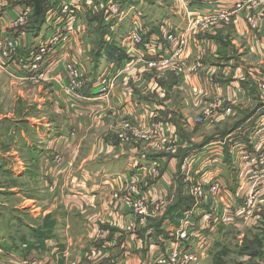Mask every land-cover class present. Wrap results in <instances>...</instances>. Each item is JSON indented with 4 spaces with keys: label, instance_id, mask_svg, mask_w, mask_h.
Listing matches in <instances>:
<instances>
[{
    "label": "crops",
    "instance_id": "1",
    "mask_svg": "<svg viewBox=\"0 0 264 264\" xmlns=\"http://www.w3.org/2000/svg\"><path fill=\"white\" fill-rule=\"evenodd\" d=\"M98 1L94 0V3ZM135 1L137 3L130 6L133 12L126 30L119 26L122 21H114L111 26L118 44L130 29L133 14L140 12L139 8L144 10L142 19L151 32H156L157 19L172 10L174 17L170 19V25L186 36L183 54L175 58L171 69L163 70V96L166 94L163 102L145 98L147 88L142 91L135 86H125L119 76L115 79L117 87L114 92L110 90L109 96L100 98L97 93L98 77L115 75L129 59L119 67L105 60L95 65L91 51L94 50L96 36L88 23L82 24L84 34L80 36L79 32L62 49L66 57L75 55L79 58L85 84L81 96L74 98L65 92L62 61L55 63L48 72L50 81H43L50 107L59 105L62 101L58 100L62 96L77 112L62 116L64 121L59 117V124L49 117L47 122L44 118H30V122H34L32 125L27 123L28 120L5 121L14 124V132L6 128L9 133L5 149L0 152V176L30 185L32 194L26 195L18 186L0 184V264H21V260L27 257L34 258L35 264H91L97 255L116 258L121 264H141L153 242L141 235L150 233V224L165 215L175 202L178 191L182 196L191 197L186 193L185 184L182 183L180 189L176 181L178 178L182 181L180 168L186 158L192 163L190 184L201 185L205 192L204 200L197 205L191 197L194 200L191 215L195 219L193 222L199 226L204 253L208 254L219 243L218 233L239 232L238 237L241 238L245 226L264 222V160L259 164L243 158L258 153L264 144V91H260V86H264V0L246 6L228 22H220L216 28L188 34L185 33V17L183 10L179 11L182 6L178 0L168 1V5L158 10H151V6L141 0ZM238 1L192 0L189 11L211 13L231 7ZM0 6L8 7L0 16V41L3 42L14 35L8 25L23 6L9 0L3 1ZM79 9L85 12L92 10L85 4ZM247 16H256L257 28L249 26ZM153 21L155 25H150ZM45 28L46 25L41 30L43 35ZM39 35L35 37L27 32L24 40L26 47L13 52V59L22 57L21 53H24L23 57L27 56L32 51L28 46L31 38L35 41L44 39L43 35ZM105 39L111 40L110 36ZM132 55L136 57L134 60L140 70V65L145 64L148 58L141 50ZM178 61H181L180 64ZM0 74L14 80L11 82L23 85L32 81L25 77L26 74L17 73L16 78H10L1 71ZM132 91L139 94H132ZM201 109L214 111L215 115L227 119L234 127L225 131L223 138L215 134L198 141L212 134L214 129L194 128L191 119ZM99 113L101 121L96 115ZM77 114L85 116L81 117L86 120L84 123L97 126L99 122L101 127L97 128L100 130L93 132L88 129ZM107 114L116 120L114 123L131 120L133 124H142L144 131L155 128L152 121H159L166 134L176 132L181 135L183 131L192 141L202 145L183 149L179 158L163 152V148L156 149L152 144L146 146L142 141L133 140L125 145L124 141L114 136V125L110 124L111 131L106 130L108 121H111ZM77 119L82 126L78 133L84 134L82 138L78 137L95 139L91 144L88 141L89 147L84 145L79 154L74 147L78 139L74 137L75 130L71 126V121ZM24 121L27 122L22 124ZM107 133L112 136L111 139L105 136ZM11 134L14 136L11 137ZM72 138L76 142H72ZM61 142L73 143V147L60 148L57 143ZM152 167L159 170V177L151 173ZM251 172H257L256 176H252ZM210 181L218 185L214 195L208 192ZM131 183L136 184L150 203L163 199L165 208L161 211L162 215L146 216L140 221L121 200L112 199V191L121 196ZM39 192L42 194L39 195ZM250 193L256 196L255 205L245 218L238 207ZM24 210L32 219L48 218L47 227L39 228L36 226L38 223H27L22 214ZM164 224L167 231L171 229L166 222ZM40 231L51 233L43 240V247L32 249L23 256L21 245L26 241L35 242V236ZM257 246L260 249L253 257L254 261L264 264V244L261 243L260 247L258 243ZM96 251L98 254H91Z\"/></svg>",
    "mask_w": 264,
    "mask_h": 264
},
{
    "label": "built area",
    "instance_id": "2",
    "mask_svg": "<svg viewBox=\"0 0 264 264\" xmlns=\"http://www.w3.org/2000/svg\"><path fill=\"white\" fill-rule=\"evenodd\" d=\"M91 7L95 11L104 12V23L108 24L112 21H122L125 16V10L121 8L120 0H103L98 1L97 5L94 0H47L49 10L46 13L44 39L40 40L37 47L29 51L27 56L13 59V52L20 51L25 40L24 27L27 24L31 10L28 7L20 8L19 13L9 22L8 28L12 30L11 37H7L4 41H0V71L8 75L10 78H16L17 73L25 75V77L33 82L49 81L48 72L54 68L55 63H63V81L64 88L72 97L79 98L84 88V80L79 66V58L77 56L66 57L62 49L76 36L80 30L77 27L76 12H79V2ZM192 0H179L182 6L183 16L185 17L186 28L185 33L188 34L194 30L206 31L208 27L213 26L216 22H228L233 15L241 12L246 6L252 5L258 0H239L231 7H224L218 11L211 13L192 12L189 11V4ZM80 2V3H81ZM132 7L128 9L131 11ZM124 11V12H123ZM130 29L124 34L120 42V46L128 55V62L124 69H128L131 63H135V51L141 50L148 59L145 64L163 65L171 64L175 58L181 56L186 46V36L178 33L172 28L168 22L157 24L151 32V28L145 26L142 14L136 11L133 14ZM247 23L252 29L257 28L256 16H247ZM196 30V31H197ZM23 46V47H22ZM167 48V52H166ZM12 54V55H11ZM139 59V58H138ZM119 71V70H118ZM116 72V74L118 73ZM101 75L97 79V93L100 98H106L112 88V82L117 75ZM18 77V76H17ZM210 111H206V116ZM251 163H263L264 160V144L261 145L260 151L256 154H248L243 157ZM56 160L60 158L56 156ZM184 164L181 168L180 177L185 185L188 195L195 199L196 205L203 201L205 192L199 184H190L189 173L190 168H186ZM151 173L155 177H159V170L152 167ZM257 172H251L252 176H256ZM208 192L214 195L218 191V185L214 181H210ZM115 199L130 209L134 216L144 220L146 216H160L161 211L165 208V203L158 200L156 203H150L145 195L139 190L136 184L131 183L126 187L121 196L114 195ZM256 196L253 193L243 198V203L238 207L240 214L247 218L255 205ZM191 211L187 212L177 225L170 224L165 221L171 229L167 231L168 239L159 238V244L151 243L147 258L141 264H200L203 254L198 252V242L201 233L197 223L193 222ZM197 235V240L195 239ZM92 255L98 252L91 253ZM34 258H24L21 264H35ZM91 264H121L116 258H103L97 255Z\"/></svg>",
    "mask_w": 264,
    "mask_h": 264
},
{
    "label": "rangeland",
    "instance_id": "3",
    "mask_svg": "<svg viewBox=\"0 0 264 264\" xmlns=\"http://www.w3.org/2000/svg\"><path fill=\"white\" fill-rule=\"evenodd\" d=\"M3 1L5 2V0H1L0 5L3 3ZM9 1H13L14 3V2H17L18 0H9ZM129 1H132V0H127L126 5H125L126 7L125 6L123 7L125 10V12L123 11L125 13V16L122 19V22L119 23V26H121L125 30L129 25V21L132 16V12H133V11L131 12L128 11V9H130V6H131L130 4H128ZM141 1L146 2L147 6L150 5L151 10L152 9L158 10L159 8L163 9V6H165V4L168 5V1L172 3V0H141ZM80 2L78 4L82 6V2L81 3ZM100 2H104V1L100 0ZM178 3H179V0H178ZM6 9H8V7L0 6V16L3 15V12ZM139 9L141 13L144 12V10H141V8ZM76 15H77L76 16L77 18L75 19V21L77 22V27L80 30V33H79L81 34L80 36L84 34L83 33L84 30L81 26L82 24L88 23L90 25V28H92L93 30L97 27L98 22H97V19H95V16H93L94 14L92 10H86V12L84 10H80L79 12H76ZM173 15H174L173 11L168 10V12L166 11L164 13V17L162 14L157 19V23L160 24L162 22H168L169 24H171L170 19H173L174 17ZM31 21H32V18H30L29 16L27 24L23 28L26 33L28 32L30 28H33ZM219 23L220 22H216L213 26L208 27L206 31L216 28V26ZM150 25H155V22L153 21L152 24ZM42 32L43 31L40 32L41 35H43ZM41 38H43V36ZM39 41L40 39L39 40L37 39L35 41L31 38L30 43H28L30 50H34V48L37 47ZM23 46H26V44H23ZM95 47L96 45L93 47L94 50H95ZM94 50L91 51L92 54L94 53ZM180 62L181 61H178L177 63L180 64ZM137 67L138 66L136 62L134 64L131 63L128 66L127 71L126 69H124V66L119 69L118 76L122 78L124 82L123 84H125V86H135V88H140L141 90L144 88H147L145 90V93H146L145 98H149L151 100H154L155 102H163V99L165 98V95H166L164 94L163 96V70L171 69L172 64H168L166 66H163L162 64L161 65L141 64L140 70H138ZM7 78L8 77H5L2 74H0V152H3V149H5L4 146L6 144V137L8 135L7 133H9L6 128L11 129V132H14V130L12 129L14 124L12 122L7 123L5 121L7 120H10V121L11 120H14V121L28 120L29 122L24 121L22 122V124L27 122L28 124L32 125L34 122L33 123L30 122L31 121L30 118H33L35 120L44 118L43 120H46L44 122H47V119L51 118V119H54V123L59 124L60 122L59 117L62 118L64 121L65 118L63 117H66L67 116L66 114H68L69 116L71 115L72 112H77L75 109H73L70 106V104H68V102H65L62 96H60V100H58L59 102L62 101L61 103H58L59 105L54 106V108L50 107V105L47 104L48 102L47 101L48 99H46L47 95L44 94V91L46 92L45 86H43L44 85L43 83L45 81L44 82L40 81L38 83L29 81L27 85H23V83H16V81L11 82L14 80H9V78L8 79ZM116 87H117V83H116V80H114V82H112L111 91L114 92ZM262 90L264 91V86H260V91L262 92ZM65 92L67 93L66 90ZM131 93L139 94L136 91H132ZM67 94L71 96L69 93ZM107 96H109V94ZM218 102H221V100H219ZM96 115L99 116V119L101 121L102 120V117H100L101 114L99 113ZM107 115L110 116V114H107ZM77 117H79L80 122H83V124L86 125L87 128L92 130L93 132H95L97 129L98 131L100 130L99 128H97L99 126L101 127V124L99 122L97 126H94L91 123L90 124L84 123L86 120H83L81 118V117H85L83 114L78 115ZM89 117L91 118L92 116L89 115ZM111 117L112 115L110 116L109 120H111L112 122L108 121L106 130L111 131L109 130V128L111 127V125L112 126L114 125V136L117 139H121L122 141H124L125 145L129 143L131 144V141L133 140L138 141V142L142 141V144H145L146 146H148L149 144H152L153 147L156 149L163 148L162 149L163 152L171 153L173 156L177 158L181 157L183 149L194 148L193 147L194 145H198L196 147H199L200 145H202L200 143L201 141L215 134H219L218 136L223 138L224 136L222 134L225 131H227L229 128L231 129L232 127H234L233 123H228L229 121L227 119L225 120L223 119V117L219 115H215L214 111L209 112L208 115L206 116V110L204 111L201 109L199 113L193 119H191V123L195 126L194 128H196L197 130L203 129V128H214V129L212 131L213 132L212 134L204 136L203 138L198 140L200 141L198 143V142L192 141L190 139V136L187 135L188 133H185L183 131L180 132L181 135L177 134L176 132L166 134L165 131H163V127H161V124L159 123V121H152L151 122L153 124L152 126H154L155 128H151L150 130L144 131L142 128L143 126L142 124H137V123L133 124L131 120H124V121L121 120L120 122L114 123V121L116 120L111 119ZM73 120L71 121V126L75 130L74 137L75 138L77 137L76 139L78 140L76 142L72 138L71 141L76 142L74 143V147L75 146L77 147L78 154H79L80 150H82V147H84V145L88 146V141H90V144H91V143H94L95 139L93 137L91 139H88L87 137L84 139H80L84 135V134L78 133L82 126L79 123L78 119L75 120V122H73ZM22 126H25V125H22ZM25 128H27V126ZM143 131L145 133H142ZM107 135L108 133L105 135L108 139L112 138V136L110 135L107 136ZM10 136L13 137L14 134H11ZM58 143L57 145L60 148L61 147L62 148L63 147H71V148L73 147L72 145L73 143L71 144L70 143L65 144L63 142H61V144H58ZM183 161L184 162L182 163L181 168L184 164L188 165L186 166V168H191L192 163L190 159L186 158ZM181 168H180V172H181ZM3 180H6V179L0 176V184L6 183L8 187L18 186V188L20 189L23 188L21 192L25 193L26 195L32 194L30 185L28 184L27 185L24 183L20 184L19 182L9 180V179H7L6 181H3ZM37 191H39V189L36 190L35 193H37ZM115 192L116 191L111 192L112 199L114 198V195H118ZM41 194L42 192H39V195ZM22 214L25 215V220L27 221V223L32 224V225H36V223H38L36 226L39 228H43V227L46 228L49 223V220H47L46 218H42V217H36V219H32V217L28 216L29 214L27 210H24ZM48 234H51V233H48ZM242 234L243 235L240 238L238 237L239 232L237 233L234 231H228L225 233H222V232L218 233L217 236H218L219 243L208 254L204 253V250L202 248V245L204 243L202 241H199L198 242L199 246H197V250L198 252L203 254V258L200 264H257L256 261H254L255 259L253 257L259 253L258 249L260 248L257 246V244L259 243L260 247H261V243L264 244V222L260 223L259 221H257L254 224L250 223L248 226L244 227ZM194 237L197 240L198 238L197 235H195ZM86 239L88 240V238ZM262 239H263V242H261Z\"/></svg>",
    "mask_w": 264,
    "mask_h": 264
},
{
    "label": "trees",
    "instance_id": "4",
    "mask_svg": "<svg viewBox=\"0 0 264 264\" xmlns=\"http://www.w3.org/2000/svg\"><path fill=\"white\" fill-rule=\"evenodd\" d=\"M121 1V8L126 5L127 0H120ZM136 4L137 2L135 0L129 1L128 4ZM17 4L28 7L31 10L30 18H32V27L28 30L29 33H32L35 37H37L42 27L45 25L46 20V13L49 10L48 2L47 0H18ZM94 4L97 5V2ZM126 7V6H125ZM129 7V6H127ZM93 16H95V19H97V27L94 29V34L96 36V42H95V50L93 53V60L94 64L100 63L101 60H105L106 62H112L117 67L121 66V64L125 61H127L128 55L124 49L120 46V43L118 44L116 37L113 36L111 32V26L114 23V21L105 24L104 23V12L103 11H95L92 10ZM29 27V26H28ZM110 36V41H107L105 38ZM20 56H24V53H21ZM178 187L181 189L182 187V181L180 178L177 180ZM177 198L175 202L169 206V208L166 210L165 215L161 216L157 220L153 221L150 224V233L145 236V234L141 235L144 239L148 237V240L151 239L153 243L159 244V238L168 239V233L164 229V223L167 221L170 224L177 225L179 221L184 217V215L191 211L194 200L186 195H181V193L178 191ZM48 220V218H46ZM48 237V233L45 231H40L37 236H35V242H24L23 245H21V254L23 256H26L29 254V252L32 249H36L37 247H43V240ZM19 249V248H18ZM11 251V250H9Z\"/></svg>",
    "mask_w": 264,
    "mask_h": 264
}]
</instances>
